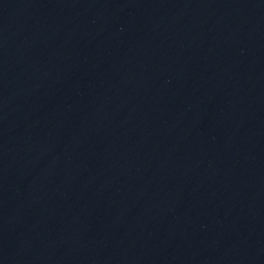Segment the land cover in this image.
Wrapping results in <instances>:
<instances>
[{"label":"water","instance_id":"water-1","mask_svg":"<svg viewBox=\"0 0 264 264\" xmlns=\"http://www.w3.org/2000/svg\"><path fill=\"white\" fill-rule=\"evenodd\" d=\"M0 264H264V0H0Z\"/></svg>","mask_w":264,"mask_h":264}]
</instances>
